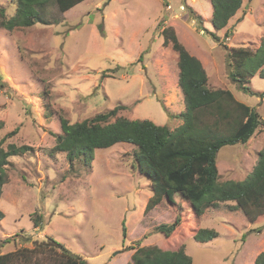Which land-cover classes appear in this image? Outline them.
<instances>
[{
  "label": "rangeland",
  "instance_id": "rangeland-1",
  "mask_svg": "<svg viewBox=\"0 0 264 264\" xmlns=\"http://www.w3.org/2000/svg\"><path fill=\"white\" fill-rule=\"evenodd\" d=\"M0 6L11 17L16 1L0 0ZM212 9L211 0H84L61 12L51 1L45 10L50 23L13 31L0 27V138L18 127L5 144L33 147L10 157L0 198L1 253L35 248L52 236L91 264H127L138 244L175 249L182 243L194 264H254L264 251V216L253 223L232 208L234 201L208 208L198 223L197 217L183 221L171 237L156 232L180 211L166 199L145 210L153 191L135 164V144L95 149L89 167L51 151L61 117L74 123L123 105L116 117L147 118L171 129L182 123L175 116L185 110L178 57L163 45L160 23L173 26L201 60L211 87L230 89L264 120V75L246 83L253 93L233 82L227 49L211 33L228 46L255 50L264 36V0H243L219 31L211 23ZM263 147L264 123L247 142L221 147V180L244 179ZM35 212L43 214L40 227L32 220ZM192 227L214 228L219 235L197 241Z\"/></svg>",
  "mask_w": 264,
  "mask_h": 264
},
{
  "label": "trees",
  "instance_id": "trees-1",
  "mask_svg": "<svg viewBox=\"0 0 264 264\" xmlns=\"http://www.w3.org/2000/svg\"><path fill=\"white\" fill-rule=\"evenodd\" d=\"M15 1L16 9L11 17L7 16L5 7L0 6V27L9 31L29 27L37 22L50 23L45 10L51 1L61 12H65L84 0ZM211 3V23L219 31L227 27L231 18L242 7L243 0H211ZM198 17L201 21V16ZM160 25L163 45H171L178 57L179 85L184 95L185 110L175 116L180 117L182 123L171 129L167 124H157L147 118L116 117L123 105L74 123L61 117V132L55 134L56 143L51 151L66 152L70 164L80 159L89 167L94 159L95 149L108 148L117 142L135 144V164L138 171L151 181L153 191L145 210H152L165 199L170 204H178L180 212L175 221L155 228L156 232H162L167 237L173 236L185 220L194 222V217H197L198 223L208 208L219 207L221 202L234 201L232 208L241 209L251 222L263 221L260 217L264 216V147L258 153L253 170L242 180H221L217 155L225 145L247 142L264 120L255 107L238 100L230 89L211 87L201 60L182 44L175 28L163 23ZM211 33L227 49L230 79L239 83L245 91L253 93L246 83L255 74L264 75V36L254 50L245 45L228 46L216 32ZM2 86L4 82L0 74V87ZM111 117L115 120L111 121ZM3 125L0 120V129ZM18 130L16 127L0 138V198L2 186L9 177L10 157L33 149L28 144H5L8 137ZM3 217L4 212L0 209V220ZM32 220L35 226L40 227L43 214L35 212ZM191 230L194 239L201 242L219 235L214 228L192 227ZM123 232L126 236L125 222ZM4 241L9 242L11 239L6 238ZM132 247L135 251L127 264H194L185 243L175 249H164L156 244H138ZM0 264L91 263L48 236L37 242L35 248L21 247L10 252H0ZM254 264H264V251L258 254Z\"/></svg>",
  "mask_w": 264,
  "mask_h": 264
},
{
  "label": "crops",
  "instance_id": "crops-1",
  "mask_svg": "<svg viewBox=\"0 0 264 264\" xmlns=\"http://www.w3.org/2000/svg\"><path fill=\"white\" fill-rule=\"evenodd\" d=\"M259 45H260V44H259ZM259 45H258V46H259ZM169 46H171V45H169ZM169 46H168V47H169ZM165 47H167V46H165ZM209 80H210V78H209Z\"/></svg>",
  "mask_w": 264,
  "mask_h": 264
}]
</instances>
